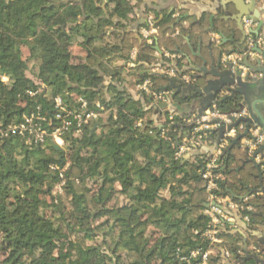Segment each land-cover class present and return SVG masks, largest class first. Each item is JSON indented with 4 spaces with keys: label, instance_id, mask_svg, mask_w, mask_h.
Listing matches in <instances>:
<instances>
[{
    "label": "trees",
    "instance_id": "1",
    "mask_svg": "<svg viewBox=\"0 0 264 264\" xmlns=\"http://www.w3.org/2000/svg\"><path fill=\"white\" fill-rule=\"evenodd\" d=\"M150 14L157 28L154 44L163 53L182 55L177 62L182 73L189 72L186 58L191 56L192 36L204 57L208 30L226 37L234 32L239 39L234 22L216 19L211 24L210 14H203L198 24L185 28L183 11L178 17L174 12H157L144 0H0V74L10 80L8 89L0 83L2 121L17 122L38 106L49 130L56 97L64 104L81 97L104 107L81 136L63 137L73 153L63 173L67 206L40 198L60 181L51 167L66 166L61 149L49 139L43 145L33 144L27 136L0 142V264H183L181 256L207 247L201 237L210 224L205 214L206 182L201 178L207 156H175L181 136L191 137L183 123L187 115L174 114L169 121L176 110L172 108L159 128L156 106L143 93L137 92L136 99L128 92H136L138 84L149 80L152 91L172 92L173 100L178 97L173 87L177 83L150 73L139 62L127 77H120L132 50L154 60L153 47L135 36L141 16ZM105 37L112 42L99 46ZM78 38L81 42L76 44ZM75 44L83 55L78 64L69 62ZM118 61L122 65L117 69ZM196 83L204 85L202 80ZM29 91L38 94L31 96ZM193 99V94L182 95L176 105ZM239 99L220 97L215 105L228 114L239 110ZM163 129L168 132L161 135ZM214 136L207 132L204 142L210 145ZM224 157V180L215 195L231 197V192L234 202L252 207L254 212L243 211L242 216L250 218L254 230L264 221V197L255 194L257 171L244 163V151L237 144ZM244 195L251 198L242 203ZM48 211L58 217L52 221ZM96 238L98 246L86 244ZM219 238L229 244L232 257L237 255L238 235L224 231ZM207 264L223 263L211 257Z\"/></svg>",
    "mask_w": 264,
    "mask_h": 264
},
{
    "label": "built area",
    "instance_id": "2",
    "mask_svg": "<svg viewBox=\"0 0 264 264\" xmlns=\"http://www.w3.org/2000/svg\"><path fill=\"white\" fill-rule=\"evenodd\" d=\"M147 26V28H143L140 31V36L146 41L147 45L153 47V36L157 34V28L151 19ZM242 26L246 36L247 50L245 54L239 55L236 58H233L232 55L227 56L225 61L234 62L235 67L242 71V76L249 75L251 77L252 72L240 66L239 62L242 61L243 56H248L252 62H255L257 55L253 52V49L260 47L262 40L253 34L256 23L252 19H244ZM4 80H6V77H2V81ZM151 85L149 80H145L137 85V91L150 96L153 102H155L156 107L160 104H165L168 100L169 92L152 91ZM37 94L38 91H29V95L31 96ZM53 110V121L51 120L53 127L49 130L45 128V125L49 122L38 106L35 110L23 114L17 122L6 124L0 118V142L13 137L27 136L36 145L45 144L47 139L55 145L62 143L65 135L72 137L81 136L91 122L99 117V112L103 111L104 107L100 101L92 105L81 97L75 100L74 104H64L61 98L56 97L53 99ZM173 116L169 117V121H172ZM248 117L249 113L245 108L224 114L220 113L216 105L213 104L198 119L183 121L186 126H189L191 137L185 139L178 147L175 154L176 158L179 159L194 147L200 146L207 132L213 133L220 126L227 127ZM163 123L156 126L161 128ZM165 132H168V129H163L161 135ZM239 136L243 137L238 141L237 146L247 153L248 158H251L259 148L264 147V131L256 124L247 127L245 123L240 122L236 128L224 132L215 152L207 156V160L202 164L201 170V178L206 182L208 193L209 207L205 211V214L210 220L209 228L201 237L207 242V247L205 249L199 248L193 250L188 255L181 256L180 261L183 264H206L209 260L211 249L222 242L219 236L225 231V226L230 221L231 214L229 211L250 212L252 209L250 206L245 208L242 205L239 206L236 203L229 202L226 198H220L215 195V192L219 190L218 183L224 180L223 171L226 168L224 155L229 153L232 141ZM254 162L259 165V170L264 181V151L254 158ZM51 169L57 171L58 177L63 181V171L58 170L56 166H52ZM262 193L264 195V190ZM246 219H248L247 216Z\"/></svg>",
    "mask_w": 264,
    "mask_h": 264
},
{
    "label": "crops",
    "instance_id": "3",
    "mask_svg": "<svg viewBox=\"0 0 264 264\" xmlns=\"http://www.w3.org/2000/svg\"><path fill=\"white\" fill-rule=\"evenodd\" d=\"M226 0H144V5L151 7L153 9H155L157 12H161V11H166L168 12V14H170L171 12H174V16L178 17L179 15V11H183L184 15H183V21H182V26L185 28H188L189 26L193 25V24H198L202 15L203 14H210V22L211 24L214 23V21L216 19H221L224 16V12L222 11V5L224 4ZM218 8H220V13L216 14V9L218 10ZM257 8H259L260 11V20L264 21V0H260L259 5L257 6ZM228 10L230 12H234V8L233 6H231L230 8H228ZM142 11H140L138 13H141ZM151 20L154 21L155 23V19H154V15L150 14L148 16H141V21H139L138 26L135 27V36H140V31L143 28H147L148 22ZM244 19H246V17H244L241 21V24H243ZM225 22V21H224ZM229 22V21H227ZM235 24V23H234ZM137 24H135L134 26H136ZM236 26V24H235ZM257 27V24H256ZM237 28V26L235 27V29ZM256 29V28H255ZM178 32V31H177ZM176 32V34H177ZM208 34V44L211 43V45L216 48V45L219 46L222 44V39L220 37V33L215 32L213 30H208L207 32ZM231 35L227 36V38H230ZM259 38H261L262 43L260 46L261 50H264V26L261 29V31L259 32L258 35ZM195 37L192 36L191 38H189V46H190V51L192 50L194 54H196L197 49L199 48L200 50V55H201V48H200V43L197 44L195 41ZM238 40V39H236ZM246 46V42L245 45ZM156 48H158V46H156L154 44L153 49H154V55H153V61H149V58H147L145 55L139 53V50L134 49L132 50L131 54H130V60L129 62L126 64V67H124L123 69L120 70V77L124 78L127 77V72L131 67H134L136 65L137 62H139L140 64H144L146 67H148L149 72L152 74H156V75H160L163 77H166L167 79H169L171 81V83L173 84L174 82H176L177 84H173L176 87H180V88H185L186 85H194L196 86V80H194V77L197 76L198 73L192 71L190 68V64L186 59V66L187 69H189V72L187 73H182V71L179 68L178 65V60L181 58V54H170L168 52H162V49L156 50ZM223 49H225V52H229L232 49V46L230 44H226ZM216 54L218 52V49L215 50ZM214 55V54H213ZM202 56V55H201ZM216 56V55H215ZM233 58H236L237 56H239L238 54H233L232 55ZM139 57H141V60L138 61ZM204 57V56H202ZM227 56H225L223 58V61L225 60ZM205 59L207 58L208 60V50H207V54L204 57ZM196 59H198V57H195L192 55L188 58L189 61L192 62V65L195 64H199L200 65V61L199 63L196 61ZM121 68V67H120ZM125 73H124V72ZM123 72V73H122ZM251 78H257L258 80H261V76L260 75H251ZM261 91H260V95H256V90H255V95L256 97H260L261 99L264 100V78L262 79L261 82ZM137 89V88H136ZM128 92L131 96H135V93H137L138 91L136 90L133 91L131 89H128ZM135 92V93H134ZM172 92H169L168 95V100L165 104H167V108L166 109H161L159 107V105L156 107V122L155 125L158 124H162L165 121V114L167 111L172 110V108L176 109L173 112L174 114H179V115H187V118H184V121H188V120H194L196 119L197 116V111L200 107V104L203 103V96H198L195 95L193 92H186L184 94H182V92H177L176 94H178L177 98H180L182 95H187V94H193L194 95V99L193 102H189V103H185V104H181V105H176V99H169L171 98ZM146 97H148L147 99H149L153 105H155L153 102V100L150 98V96L144 94ZM226 92H224V90H222L220 93L217 94V99L220 97H225ZM196 97V98H195ZM254 97H251L250 100H253ZM239 102L241 103V100L239 99ZM183 105H187V108L181 109V106ZM178 106V107H177ZM245 108V107H244ZM260 109L264 110V105H261L259 107ZM246 109V108H245ZM247 110V109H246ZM248 111V110H247ZM249 113V112H248ZM181 136V135H180ZM179 136V137H180ZM182 137V142L183 143L185 141V136H181ZM216 139V135L214 137L211 138L210 140V145H208L206 142L203 141V143L198 146V147H194L192 150L186 152L185 154L187 155H193V156H209L212 154V152L214 153V147H213V142ZM256 196H263V193L260 192V187L258 189V192L255 193ZM226 200H228L229 202H233V199L231 197H225ZM251 197H247L246 195H244L243 197H241V202H246L250 199ZM246 200V201H245ZM222 204H224V202H222ZM237 205L241 206L239 203H236ZM231 214V218L230 221L227 222L226 226H225V231H227V233H230L232 235H238L240 238V244L239 247L240 249H238L237 255H241L243 252H250V253H256L258 250L264 248V221L260 222L258 224H255V229L252 230L250 228V218L246 219V216H242V212L240 211H229ZM249 212V211H247ZM250 212H254V209H251ZM222 242L218 245H215L211 251H210V257H215L219 260L220 263L223 264H233L232 262V255H230V251L227 248V246H229V244H227V242H224L223 240H221ZM230 247V246H229Z\"/></svg>",
    "mask_w": 264,
    "mask_h": 264
},
{
    "label": "water",
    "instance_id": "4",
    "mask_svg": "<svg viewBox=\"0 0 264 264\" xmlns=\"http://www.w3.org/2000/svg\"><path fill=\"white\" fill-rule=\"evenodd\" d=\"M259 2L260 1L255 0H226L222 5L224 16L220 20L225 22H234L237 26V31L242 34V39L240 41L236 40L234 32H231L230 38L220 34L222 44L219 46L216 56L213 55L211 51V43L207 44L206 46L208 50V60L207 58L205 59L200 55L199 48L197 49L196 54H194L191 50L192 55L198 57L200 65H192V62L189 61L188 58L186 59L190 64V69L198 73L197 76L194 77V80H202L204 81V85L202 87H196L189 84L186 85L185 88L173 86L177 92H182V94L186 92H193L195 95L204 97L203 103L200 104V107L197 111L196 119H198L205 110L215 104L217 94L222 90L226 92V98L232 99L236 96L240 97L241 103L239 104V110L245 107L249 112V117L237 121L227 127L220 126L217 130H215L213 132L216 134V139L213 142L214 151L216 150L219 141L223 137L224 132L236 128L240 122L245 123L247 127L251 126L252 124H256L261 128V130L264 131V110L259 108L261 105H264V100L260 97H256L257 94L260 95L262 88V86H260L261 84L258 83L256 78H251L249 75L242 76V71L235 67L234 62L225 60L223 61L225 56H230L233 54L243 55L247 50L246 46H244L246 42V36L241 24V21L244 17L252 19L257 24L253 34L255 36L259 35V32L264 26V21L260 20L259 8H257ZM231 6H233L235 13L228 10V8ZM220 11V8H218V10L216 9V14L220 13ZM226 44H230L232 46V49L229 52H225V49H223ZM156 50H158V48H156ZM253 52L257 55L255 62H252L248 56H243L242 61L239 62V65L248 69L254 75H260L262 77L261 79H263L264 50H261L260 47H255ZM255 90L257 92L256 95ZM251 97H254V99L250 100ZM159 107L161 109H166L167 104H160ZM242 137L243 136H239L237 139L233 140L230 149L236 145ZM56 149L59 148L56 147ZM263 151L264 147L259 148L251 158H248L247 153L244 152V163L252 164L257 171L256 177L259 180L260 192H263L264 190L262 185L263 179L259 170V165L255 164L254 158ZM228 193L232 198L234 197L231 192ZM205 207L208 208V204H206Z\"/></svg>",
    "mask_w": 264,
    "mask_h": 264
},
{
    "label": "rangeland",
    "instance_id": "5",
    "mask_svg": "<svg viewBox=\"0 0 264 264\" xmlns=\"http://www.w3.org/2000/svg\"><path fill=\"white\" fill-rule=\"evenodd\" d=\"M108 10H109V12L111 11V9H108ZM78 42H81V38H78L76 44H78ZM111 42L112 41L108 37L107 38L105 37L104 39L99 40L97 42V44L99 46H104L107 43H111ZM145 43H146V41H145ZM76 44L71 47V55L69 57V62L70 63H73V64L80 63L82 61L81 58L83 56L82 53L79 51V46H77ZM215 49H218V45H216V48ZM21 52H22L23 58H27V56H28L27 55L28 54L27 53V49L22 47L21 48ZM29 63H30L29 66L31 68L32 67V62H29ZM121 65H122V62H119V61L117 63L115 62V64H114V66H116L117 69L120 68ZM2 77H5V76H3V75L0 74V83L3 86L4 89H8L9 86H10V80L6 77V80L2 81ZM134 97H136V99H138L139 98L138 93H135V96ZM186 108H187V105L181 106V109H184L185 110ZM137 125L140 126L141 123L138 122ZM53 145L55 147H58L59 149H61L64 152V159L66 160L67 164H66V166L63 169L60 170L61 172L63 171V173H64L65 170L68 168L69 162L73 159V155H72L73 153L72 152L71 153L68 152L67 146H65L63 144V142L62 143H58L56 145L53 144ZM45 152H46V154H50V155L52 154L51 151H49V150H46ZM59 180L60 181L55 184V186L51 190V193L50 194L42 195L40 198H41V200H45L47 202H50L51 201L50 199L52 198L54 200V203L55 204L60 205V201H62L63 206H67L69 200L65 197V194H64V188H63L64 187V182L60 178H59ZM45 213H46L47 217L51 218L52 221H54L58 217V215L56 213L55 214H51L49 211L48 212H45ZM101 221H103V220L100 219V220L97 221V223H99ZM69 240L72 241L73 238L70 237ZM86 244L89 245V246H98L99 245V239L96 238L93 241H87ZM123 257L125 258L126 262H129V260H127V257H125V256H123ZM209 258H211V257L209 256Z\"/></svg>",
    "mask_w": 264,
    "mask_h": 264
},
{
    "label": "flooded vegetation",
    "instance_id": "6",
    "mask_svg": "<svg viewBox=\"0 0 264 264\" xmlns=\"http://www.w3.org/2000/svg\"><path fill=\"white\" fill-rule=\"evenodd\" d=\"M236 31H237V28H236ZM238 34H239L238 35V38H239L238 41H240L242 39V34L239 32H238ZM257 81L259 84H261L262 79L261 80L257 79ZM232 262H233V264H264V248L258 250L254 254L250 253V252H243L241 255H235L232 258Z\"/></svg>",
    "mask_w": 264,
    "mask_h": 264
}]
</instances>
